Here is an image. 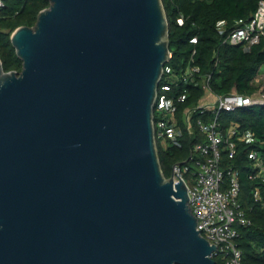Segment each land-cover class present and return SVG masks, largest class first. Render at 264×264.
<instances>
[{
  "label": "water",
  "instance_id": "95a60500",
  "mask_svg": "<svg viewBox=\"0 0 264 264\" xmlns=\"http://www.w3.org/2000/svg\"><path fill=\"white\" fill-rule=\"evenodd\" d=\"M46 1L0 62V264H215L158 159L162 1Z\"/></svg>",
  "mask_w": 264,
  "mask_h": 264
},
{
  "label": "trees",
  "instance_id": "16d2710c",
  "mask_svg": "<svg viewBox=\"0 0 264 264\" xmlns=\"http://www.w3.org/2000/svg\"><path fill=\"white\" fill-rule=\"evenodd\" d=\"M168 23V48L171 58L164 64L171 74L163 75L160 83L171 86L168 95L176 98L182 91L186 99L176 103V119L183 131L180 146L166 144L161 147L156 141L160 168L165 178L170 177L171 166L188 161L192 146L202 140L194 128L190 134L185 129L183 110L193 106L204 96V82L209 78L210 90L218 95L236 92L251 94L255 88L252 80L264 64V39L248 53L239 47L222 45L220 28L231 29L245 24L255 11L260 0H161ZM264 1V0H263ZM0 8V62L5 73H19L22 62L17 57L10 36L19 27H33L38 13L48 7L46 0H2ZM183 18L182 23L178 22ZM195 37L196 43L189 42ZM195 53L192 55V51ZM189 66L199 69L189 84H183L181 74ZM172 82V83H171ZM225 125L237 123L242 130L251 131L259 142L238 143L234 166L239 171L240 199L247 212L250 224L240 227L235 239L241 251L242 264H264V210L252 201L250 195L255 187L264 194V183L251 180V161L247 154L256 151L264 164V108L239 109L234 113L221 114ZM215 264L220 262L213 258Z\"/></svg>",
  "mask_w": 264,
  "mask_h": 264
},
{
  "label": "built area",
  "instance_id": "2783aa9c",
  "mask_svg": "<svg viewBox=\"0 0 264 264\" xmlns=\"http://www.w3.org/2000/svg\"><path fill=\"white\" fill-rule=\"evenodd\" d=\"M2 5L0 0V8ZM182 21L183 18H179L180 24ZM218 33L222 37V45L239 47L242 52L248 53L264 39V1L258 2L245 24L234 25L231 29L220 28ZM189 42L195 44L196 38H190ZM194 53L193 50L192 55ZM170 58L169 53L167 62ZM198 72L196 66L187 67L181 74V82L189 84ZM164 74H171L169 67H163L162 76ZM209 78L204 79V96L197 104L185 108L182 114L186 131L192 134L195 128L202 140L192 146L188 161L171 166L170 177L173 183L178 182V178L183 181L189 196L187 204L197 222L196 230L216 247L210 258H216L220 264H242V254L236 247L235 239L239 228L250 224L247 214L250 209L240 203V176L233 162L238 143L259 141L251 131L242 130L237 123L230 122L224 126L221 114L253 107L264 108V64L252 80L255 90L251 94H215L209 88ZM169 83L158 84L153 105L154 138L155 142L162 139L166 144L179 147L183 131L177 123L176 103L184 102L186 93L182 91L175 99L170 97ZM247 159L251 161L249 178L264 183V164L258 153L249 152ZM173 171H176L175 174ZM250 197L264 210V194L260 187H255Z\"/></svg>",
  "mask_w": 264,
  "mask_h": 264
},
{
  "label": "rangeland",
  "instance_id": "374dc122",
  "mask_svg": "<svg viewBox=\"0 0 264 264\" xmlns=\"http://www.w3.org/2000/svg\"><path fill=\"white\" fill-rule=\"evenodd\" d=\"M205 99H207V98H205ZM157 142L159 143V145H160L161 147H164V146L166 145L165 141H163L162 139H158ZM170 174H171V170H170ZM241 202H242V201L240 200V203H241Z\"/></svg>",
  "mask_w": 264,
  "mask_h": 264
}]
</instances>
